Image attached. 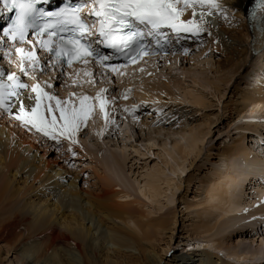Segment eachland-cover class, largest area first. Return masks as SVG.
<instances>
[{"label":"rangeland","instance_id":"374dc122","mask_svg":"<svg viewBox=\"0 0 264 264\" xmlns=\"http://www.w3.org/2000/svg\"><path fill=\"white\" fill-rule=\"evenodd\" d=\"M223 6L220 10L227 18L225 27L231 26V30L236 32L239 41L236 39L233 41L224 35V29L221 30L223 26H219V23L211 21L207 24L208 17H205V21L201 23L199 20L201 10L195 9L196 16L191 17L193 22L200 29L206 23L202 28L205 29L202 34L204 37L200 38L204 41L192 43L195 45L193 51L196 50V52L188 56L167 57L162 61L152 60L142 66L144 72L148 70L145 72V74L148 73L145 75L144 80H148L145 83L153 87L151 91L148 88L150 97L141 95L145 87L141 86L137 77L134 79L135 74H131L132 80L129 79L130 77L126 78L128 85L129 82L131 84L130 87L126 85L127 81L124 83L125 86L123 83L122 86H117L118 84L109 86L105 76L98 73L92 77L89 74L90 69L85 68L84 75H86L83 79L85 87L78 90L67 89L72 84L69 78L56 83L55 89L47 87L48 80L43 77H48L49 74L45 70L41 72L39 66L34 71L29 69L27 75L22 73L18 76L27 86L38 83L48 94L54 95L61 102L67 100L69 103L74 102L72 104L76 107H79V103L75 97L83 95L91 98L87 102L91 104V114L81 125L80 131L75 134V143L69 144L67 140L61 138L60 145L51 141L52 144H50L45 142L48 140L46 137L32 130L35 132L34 135L39 136L38 142L41 139L45 142H39L36 145L40 147L38 156L44 154L43 160L60 162L61 166H66V169L70 171V177L66 178L67 175L64 173L65 179L61 185L55 187L58 192L67 189V185L73 180L72 175H77L78 191L93 197H98L109 190L121 195L127 194L129 198L119 201L121 203L138 201L139 210L149 213L148 220L155 221L165 217L170 220V223L175 221L171 232L164 234L159 244L155 246V252L162 258L160 264H200L206 258L203 254L205 251L212 254L214 260L219 257L222 259L220 261L228 264H264V104L260 106L252 104V101L255 103V98L264 91V35L257 40V42L263 41L259 50L250 51L251 39L250 42L247 41L245 28H242L239 21L234 18L233 10L228 8L229 6ZM187 10L193 12L191 7ZM185 12L181 20L186 21L190 18L188 15L190 12L186 10ZM224 40H227L230 52L233 49L237 51L233 63L226 70H222L218 64L221 61H227L225 55L223 56ZM244 40L246 42H243ZM257 42L253 41L252 45ZM6 63L3 61L2 65L7 72L14 71L12 66ZM13 63L14 60H10V64ZM171 71L177 77L171 76ZM221 78L230 80L229 84L225 81L220 83ZM123 79L125 80L124 77ZM202 80L204 83L201 82ZM156 82H160L161 85ZM216 86L219 88L214 89ZM61 90H72L68 96L74 98L67 99L61 96ZM94 91H97L101 99L106 101L103 113L92 95ZM194 96L204 100L203 107L191 104ZM143 97L148 100H143ZM49 103L55 108V100L44 101L45 116L51 119L46 112ZM2 112L0 110L1 115ZM54 115L59 122V113L54 112ZM194 131L198 132L200 137H204L197 143L193 153L183 161L178 153V145L187 146ZM15 134L20 135L18 130ZM43 143L46 148H43ZM68 145L73 148L71 152ZM234 148L246 149L251 152V156L260 160L262 166L256 167V170L263 169L262 174L244 177L246 178L245 182L242 181L244 182V209L242 213L236 215L237 222L234 227L230 229L228 225L223 231V225L228 223V218H225L216 225L215 221L212 222L215 228L206 232V224L203 221L204 218L201 219V212L203 213L206 207L207 192L224 185L229 177L237 178L245 173L243 170L245 168L240 164L242 160L240 155H232ZM111 155H114L115 160L118 158L121 164L119 170L115 168ZM66 156L70 159L67 164L63 162L68 159ZM178 164L184 166L185 174L171 173V167ZM154 167L161 169L165 174L162 173V178L166 176L173 179V186L175 184L180 189L172 187L173 191L168 190L162 198L159 197L156 202H151L145 199L142 192H144L145 176ZM191 179L192 184L188 182ZM18 182L20 187H24L23 180L18 179ZM160 184L162 188H165L162 182ZM36 187L42 188L40 184ZM166 190L167 188L163 189L164 192ZM49 193L50 191L46 190V196ZM48 198L53 199V196ZM38 203L39 201H36L35 205ZM223 238L228 240L226 244L224 243V248H220L219 243L224 241ZM93 246L98 252L101 249H104V252L111 249L113 261L118 263H128L131 254L133 258L143 261L142 255L135 250H133L135 254L124 251V256L113 253L114 245L104 235L96 234ZM67 255L76 257H67ZM67 255L65 258H69V261L80 257L81 260L78 258V262L77 260L73 262L84 264L77 252ZM56 261L60 264L58 259L48 261L47 264L54 262L56 264ZM9 263L18 264L15 256L12 253L7 255L4 247L0 251V264ZM142 263L145 264L146 261Z\"/></svg>","mask_w":264,"mask_h":264},{"label":"bare ground","instance_id":"6f19581e","mask_svg":"<svg viewBox=\"0 0 264 264\" xmlns=\"http://www.w3.org/2000/svg\"><path fill=\"white\" fill-rule=\"evenodd\" d=\"M254 1L255 0H216V3L220 5V8L225 5L223 7L229 6L228 8L233 10L234 18L239 21V24H241L242 28H245V31L247 32V41L250 42L251 39V44H249L251 47L250 51L257 52L259 50V46L262 45L263 42H257V40H260L261 36L264 35V8L259 7L256 11L254 21H249L247 12ZM220 8L213 9L214 11L212 12L214 14L205 16L209 19L206 23L209 22L207 24H210L211 21L213 23H219V26H223L221 30L223 31L224 29V35L228 36L229 39H233V41H235V39L239 41L236 36V32L231 30L232 27H225L227 18L224 16V13H222ZM196 9L198 11L201 10L199 7ZM186 11L190 12L192 10ZM204 11L207 12V9L205 8ZM188 15H190V18H188L190 20L192 12L188 13ZM206 23L204 25H206ZM206 27L207 26H205V28ZM203 30L205 29L199 31V34L195 36L202 35L204 33ZM207 32H209V30H207ZM201 37L204 36L202 35ZM253 41L257 42L258 46L257 44L252 45ZM243 42H246V40ZM226 43L227 40L224 44L225 47L223 56L225 55L227 61H221L218 63L220 64L222 70H226L233 63L237 52L234 49L230 52V46ZM23 50L25 52V49ZM230 56L231 58H227ZM159 59L160 58L155 60L162 61ZM151 61L152 60H148L149 63ZM184 61L187 60L184 59ZM142 66L134 70H126L125 74L128 78L130 77L129 79L132 77L131 74H135L134 79L137 77V80L141 82V86L145 87V91H142L141 95H148L145 97H150V91L153 87L145 83L148 81L144 80L146 79L145 75H148V73L145 74V72L148 70L146 69L147 71L144 72V67ZM16 69H18V67H16ZM78 70L80 69H72L68 72V76L78 73L76 72ZM0 71L5 72L4 82L6 84L10 83L7 80V75H14V71L7 72L6 68L2 65H0ZM219 71L222 73L220 68ZM170 74L173 77H177L172 71ZM118 77L121 78L122 76L119 75ZM105 78L107 80V84H110L109 86H116L117 84V86H122L125 81L128 80L126 78L125 80L123 78H117L114 80L113 78L107 76H105ZM43 79H47L48 84L54 82L51 74H49L48 77L44 76ZM203 80L201 81L202 83H204ZM20 81L25 83L22 80ZM58 81L60 80L57 79V82ZM223 81H225L226 84H229L230 82V80L226 81L221 78L220 83ZM56 83L55 86L52 87L53 89H55ZM126 83V85H128V81ZM156 83L160 84V82ZM34 85L35 84L28 86L27 91L24 89L18 90L21 92V99H24L25 103L30 104L31 106H34V101H28L26 97L28 95L35 97V93L31 92V88ZM128 86H131L130 82ZM148 88H150V91H148ZM215 88L218 89L219 87L216 86L214 89ZM67 89L75 88L68 87ZM60 92H62L61 96L63 95L67 97V99L68 97L70 99L74 98L73 96H68V93L72 92V90H61ZM96 92L94 91L92 94L94 99L97 95ZM258 96V98H255V103L252 101V104L255 106L264 104V91ZM81 97H83V95L75 97V100H78L79 104ZM145 97H143V100H148ZM139 98L142 99L141 96ZM192 98L191 104L199 107L204 106V100L201 99V97L194 96ZM12 102L15 103V98L12 99ZM67 102L68 106H72L74 104V102H72L73 104L69 103L68 100ZM26 110L30 111V108ZM2 113V115L0 113V251H2L5 247L7 255L8 253H12L18 264H47L48 261H55L57 259L60 264H73L76 260V262H78L80 257H78L79 259H73V262V260L69 261V258H67L69 255L67 254H74L75 252L81 256L84 264H122L113 261L111 249L106 252H104V249H101L99 252L95 250L93 240H95V235L98 234V236L104 235L112 242L114 245L112 247V252L115 254L124 256L123 254L126 250L129 253L135 254L133 252V250H135L142 255L143 261H146L145 264H160V262H162V258L157 252H155L154 249L156 248L155 246L159 244L160 238L163 237L164 234L171 232L175 221L174 223H170V220L165 217L155 221L148 220L149 213L146 214L145 212H142V210H139L137 206L138 201L123 203L119 201L124 198H129L130 196L127 194L121 195V193L109 190L104 191L98 197H93L88 193L78 191L77 175H72L73 180L67 185V189L61 190V188V191H56L57 189L55 187L57 185H61V182L65 179L64 173L67 175L66 178H68V176L70 177V171L66 169V166H61L60 162L54 163L43 160L44 154L42 156H38L40 147L36 145L39 142L44 141L41 139L38 142L39 136L34 135V131H28L26 128L21 127L20 121H17L14 118L16 115H19L18 105L17 107H14L11 112ZM16 130L20 133L19 136L15 134ZM196 131H194V133L192 132L193 135L191 136L187 146L181 147L178 145V153L183 161L193 153L197 143L204 137H200V134H197L198 132ZM50 141L51 140H47L45 142L50 144H52L51 142H54ZM45 146L46 145L44 144L43 148H46ZM68 146L72 148L71 145ZM236 154L238 156L240 155L242 158L240 164L245 168L243 169L245 173L243 172L244 174H241V176L237 178L229 177L224 185L222 184L207 192L206 207L204 208L203 213L201 212V219L204 218L203 221L206 224V232L212 231L215 228L216 223L225 218H228V223L223 225V231L228 225L230 226V229L234 227L235 222H237L236 215L242 213L244 209L243 185L245 182L244 180H246L244 177L252 176L254 174H257L256 176H258V174H262L261 170L263 169L260 171L256 170V167L260 168L262 163L256 157L251 156L250 151L242 148H234V150H232V155ZM67 158L68 157L66 156V159ZM110 158H113L112 160L114 161V166L119 170L121 168V164L117 160L118 158L115 160L114 155H111ZM36 160L37 162H35ZM69 161L70 159L68 158L63 162L67 164ZM171 168L172 170H170L172 174H177L178 172L185 174V168L181 164ZM162 173L161 169L154 167L152 171L145 176L144 192H142L145 199L151 202H156L159 197L162 198V195L168 190L173 191L172 187L177 188V190L180 189V187H176L175 184L173 186V179L166 176L162 178ZM18 179L23 180L22 183H24V187L19 186L20 182H18ZM192 179L188 180L191 184L193 183ZM160 182H162V184L165 185V188H167L165 192L163 191L165 188L161 187ZM39 184L42 188L36 187V185ZM21 185L23 186V184ZM46 190L50 191L47 196L45 194ZM259 192H261V190H259ZM50 196H53V199L48 198ZM36 201H39L38 205H35ZM52 201L55 202L49 204ZM231 216L232 218H230ZM214 221L215 225H212L211 223ZM107 225H111L112 227L108 228L109 226ZM105 226H107V228L103 229ZM227 240L228 238L221 241L222 243H219V247L224 248V243ZM1 244L4 245L1 246ZM148 248H150V250H147ZM203 254L206 255V258L204 260L201 259L202 261L200 264H205V261H207L206 264H228L227 262L220 261L222 259L219 257L214 260L212 257L213 255L206 251L203 252ZM236 254L237 253L235 252V255ZM259 254H262V252H259ZM65 255H67L66 258ZM103 258L104 260H102ZM142 262L138 258H133V255L131 254L129 262L125 263L143 264ZM80 263L82 264V262Z\"/></svg>","mask_w":264,"mask_h":264},{"label":"snow or ice","instance_id":"6c2138e0","mask_svg":"<svg viewBox=\"0 0 264 264\" xmlns=\"http://www.w3.org/2000/svg\"><path fill=\"white\" fill-rule=\"evenodd\" d=\"M40 2L41 0H0V4H3L9 13L15 12V19L4 31V35L10 40H19L20 43H24L28 29L38 27V35L45 33L48 35V40L38 42L42 49L52 52L49 42L57 34V27H59L62 32L68 33L66 38L61 36L55 46V60L61 67L65 60L71 66L74 60L87 64L90 58L99 67H109L111 71H115L117 66L105 65L103 61L111 60L112 57L101 53L99 48L93 47V44H103L105 48L111 49L118 56L123 55L132 61L146 51L143 44L145 32L141 30V26L153 37L160 36L161 29L198 35L202 29L193 20H181L185 10L191 7L192 16L195 17V9L199 7L201 9L199 20L203 23L206 14H214L212 10L220 8L216 0H85L86 4L93 5L90 16L95 19H82L78 15L82 5L69 6L59 13H45L36 7ZM43 2L47 3V0ZM257 2L261 8H264V0H257ZM205 8L207 13L204 11ZM46 16L55 17V22L38 25V21ZM97 24L99 27L96 28V38L89 39L93 35L89 25L95 27ZM16 54L21 57L20 71L25 75L28 74V67H31L33 71L37 66L43 67L33 51L25 53L22 48L17 47ZM25 60L28 61L27 65L24 63ZM60 75L63 73L61 72ZM4 78L5 72L0 71V110L11 112L18 105L19 115L14 118L20 121L21 127L28 131L34 130L57 145H60L61 138L67 140L69 144L76 142L75 134L80 131L81 125L87 121L92 111L91 105L87 103L90 97H81L79 107L68 106L67 101L61 102L54 95L45 92L37 83L31 88L35 97L32 95L26 97L28 101H34V106H31L21 99V92L18 90L27 91L28 86L20 81V77L8 74L7 80L10 83L7 84ZM47 87L52 85L48 84ZM13 98L15 103L12 102ZM45 100H55V108L51 103L46 108L47 116L51 119L45 116ZM95 100L103 113L106 101L102 100L99 94L96 95ZM29 108L30 111H27L26 109ZM54 112L59 113V122ZM69 151L71 152L70 147Z\"/></svg>","mask_w":264,"mask_h":264}]
</instances>
